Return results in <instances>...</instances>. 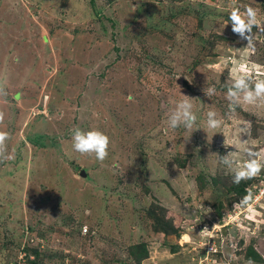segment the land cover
<instances>
[{
  "label": "rangeland",
  "instance_id": "1",
  "mask_svg": "<svg viewBox=\"0 0 264 264\" xmlns=\"http://www.w3.org/2000/svg\"><path fill=\"white\" fill-rule=\"evenodd\" d=\"M245 5L264 25V0H0V264H264V196L242 203L264 172L234 184L217 156L264 155V106L225 96L264 79V31L251 52L228 21ZM181 94L191 130L166 125ZM76 127L109 137L103 163Z\"/></svg>",
  "mask_w": 264,
  "mask_h": 264
},
{
  "label": "clouds",
  "instance_id": "2",
  "mask_svg": "<svg viewBox=\"0 0 264 264\" xmlns=\"http://www.w3.org/2000/svg\"><path fill=\"white\" fill-rule=\"evenodd\" d=\"M228 21L231 24L232 32L239 36L241 40L247 41L245 50L255 52L253 28L256 27L264 31V25L258 20V10L249 5L244 6L243 12L239 8L231 10L228 16ZM204 94L211 96L216 92L215 87L203 89ZM0 95H5L3 88L0 87ZM182 95V94H181ZM228 100V114L234 115L237 107L242 105L248 106H264V79H256L253 81L246 73L235 75L231 82L227 85L225 93ZM183 99L176 102L175 107L170 110L166 125L168 128L175 130L183 127L186 130L193 129L196 126L197 115L194 112V104L192 98L182 95ZM132 97H129L131 100ZM165 108L166 105H161ZM206 125L209 130L221 128L222 120L217 118V112L210 110L206 113ZM4 118L3 113H0V121ZM244 127L238 128L241 144H247V140H242V137L250 134L251 122L244 121ZM8 133L0 132V162L11 159V156L6 151V140ZM110 139L99 130L84 131L76 127L71 132V147L72 150L80 155L93 156L98 162L103 163L109 155ZM246 158L242 161L238 159L239 153L236 151L228 152L226 155H217L218 162L224 165L232 173V182L240 184L241 181L251 179L257 176L264 170V155L261 152L253 151L251 148H244ZM247 195V194H246ZM245 196L242 203H247L250 199ZM208 229L204 228L202 233H207ZM183 240H190L187 235L182 237ZM246 264H255L249 259Z\"/></svg>",
  "mask_w": 264,
  "mask_h": 264
},
{
  "label": "built area",
  "instance_id": "3",
  "mask_svg": "<svg viewBox=\"0 0 264 264\" xmlns=\"http://www.w3.org/2000/svg\"><path fill=\"white\" fill-rule=\"evenodd\" d=\"M249 195L252 198L253 202L261 199V197L264 196V173L259 177L257 183H255V185L250 188L249 193H247V196ZM82 232V234L86 233V229L83 228ZM208 248L209 250H213L211 247Z\"/></svg>",
  "mask_w": 264,
  "mask_h": 264
},
{
  "label": "trees",
  "instance_id": "4",
  "mask_svg": "<svg viewBox=\"0 0 264 264\" xmlns=\"http://www.w3.org/2000/svg\"><path fill=\"white\" fill-rule=\"evenodd\" d=\"M241 189H239L238 191H240ZM240 195V194H239ZM146 250H145V248L144 247H141L140 248V250H139V253L138 254H134L135 255V257H136V259H137V261H140L141 259H143V258H146ZM248 254H250L249 253V250H248ZM258 258V257H257Z\"/></svg>",
  "mask_w": 264,
  "mask_h": 264
},
{
  "label": "water",
  "instance_id": "5",
  "mask_svg": "<svg viewBox=\"0 0 264 264\" xmlns=\"http://www.w3.org/2000/svg\"><path fill=\"white\" fill-rule=\"evenodd\" d=\"M79 176L84 177V173L83 172H80L79 173Z\"/></svg>",
  "mask_w": 264,
  "mask_h": 264
}]
</instances>
